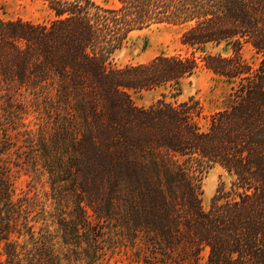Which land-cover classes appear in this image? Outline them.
<instances>
[{"label":"trees","instance_id":"1","mask_svg":"<svg viewBox=\"0 0 264 264\" xmlns=\"http://www.w3.org/2000/svg\"><path fill=\"white\" fill-rule=\"evenodd\" d=\"M42 1L47 21L0 17V264H264V0ZM157 24L188 53L113 62ZM202 68L230 86L208 115L168 99ZM212 164L232 181L206 209ZM14 169L48 197H15Z\"/></svg>","mask_w":264,"mask_h":264},{"label":"rangeland","instance_id":"2","mask_svg":"<svg viewBox=\"0 0 264 264\" xmlns=\"http://www.w3.org/2000/svg\"><path fill=\"white\" fill-rule=\"evenodd\" d=\"M103 6H115L118 0H94ZM50 12L42 0H0V17L23 18L35 21H47ZM184 26L173 24H157L135 30L130 33L124 45L117 50L112 60L118 66L148 62L160 54H187L188 51L181 44ZM244 57L256 64L258 57L249 47L243 51ZM229 83L215 76L211 71L202 68L194 76L188 78L183 85L180 95L168 96L175 102L198 100L203 106V113L211 114L226 104ZM161 90L133 92L132 98L139 106L149 107L161 98ZM204 121V119H202ZM202 202L209 209L219 187L225 183L231 186L232 176L219 164H212L201 170ZM15 197L24 194L34 195L35 190L40 192V198L46 199L51 192L48 176H33L23 169H14L11 176ZM41 179V181H38ZM132 259L123 253L114 255L109 264H129ZM133 264H141L133 262Z\"/></svg>","mask_w":264,"mask_h":264}]
</instances>
